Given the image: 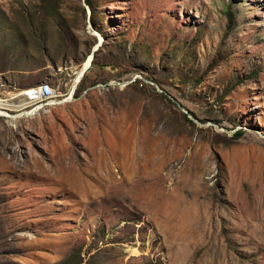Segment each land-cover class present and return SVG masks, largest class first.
I'll list each match as a JSON object with an SVG mask.
<instances>
[{
    "label": "rangeland",
    "instance_id": "rangeland-1",
    "mask_svg": "<svg viewBox=\"0 0 264 264\" xmlns=\"http://www.w3.org/2000/svg\"><path fill=\"white\" fill-rule=\"evenodd\" d=\"M85 1L0 0V264H264V0Z\"/></svg>",
    "mask_w": 264,
    "mask_h": 264
},
{
    "label": "bare ground",
    "instance_id": "bare-ground-1",
    "mask_svg": "<svg viewBox=\"0 0 264 264\" xmlns=\"http://www.w3.org/2000/svg\"><path fill=\"white\" fill-rule=\"evenodd\" d=\"M91 62H92V58L89 57L88 60L85 62V64L82 65L81 69L76 73L75 76V80L73 81L71 90L69 92V97H67V99L65 101L68 102V99H70L74 93V90L77 86V84L79 83V81L81 80L82 76L84 75V73L86 72V70L88 69L89 66H91ZM52 86L49 83H41L35 87H32L28 90H21L18 93V96L23 97L24 98V103L22 104H8L7 102L1 101L0 102V117H8L10 119H16L19 118L23 115L28 116L30 114L35 115L37 113H39L40 111H42V109L45 106H53V105H60L61 103H55L54 101L56 99L53 100V97H51V95L43 97V98H29L28 95L31 94V92H34L36 90H47L49 88H51ZM53 88V87H52ZM57 97V96H55ZM14 99V96L11 98ZM64 103V102H63ZM12 110H15L17 112H19L18 114H10L12 112Z\"/></svg>",
    "mask_w": 264,
    "mask_h": 264
},
{
    "label": "built area",
    "instance_id": "built-area-1",
    "mask_svg": "<svg viewBox=\"0 0 264 264\" xmlns=\"http://www.w3.org/2000/svg\"><path fill=\"white\" fill-rule=\"evenodd\" d=\"M56 93H57L56 89L51 87L47 90H36L34 92H31V94H29L28 97L29 98H33V97L34 98H36V97L37 98H43V97L51 95V97H53V100H54L57 98V97H55V96H57Z\"/></svg>",
    "mask_w": 264,
    "mask_h": 264
},
{
    "label": "trees",
    "instance_id": "trees-1",
    "mask_svg": "<svg viewBox=\"0 0 264 264\" xmlns=\"http://www.w3.org/2000/svg\"><path fill=\"white\" fill-rule=\"evenodd\" d=\"M85 3H86L87 5H89V0H86Z\"/></svg>",
    "mask_w": 264,
    "mask_h": 264
}]
</instances>
